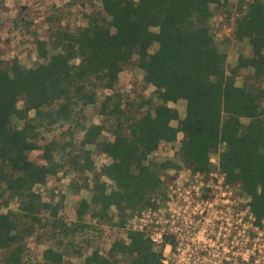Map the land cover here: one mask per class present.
Segmentation results:
<instances>
[{
    "label": "trees",
    "instance_id": "16d2710c",
    "mask_svg": "<svg viewBox=\"0 0 264 264\" xmlns=\"http://www.w3.org/2000/svg\"><path fill=\"white\" fill-rule=\"evenodd\" d=\"M229 6L227 0H100L86 24L71 28L63 23V9L53 5L44 18L46 39L31 28V20L19 17L22 33L33 37L42 61L25 67L15 57L0 59L1 264H34L28 239L34 233L42 236L43 230L56 242L41 252L38 264H70L65 260L67 250L55 246L64 239L71 243L70 237L89 226L83 220L86 213L97 222H107L114 207L119 225L124 226L128 217L156 207L157 200L166 196L162 173L168 168L207 177L217 167L224 184L239 187L249 198L254 222L261 225L264 0L235 3L232 37L246 40L251 54L239 55L227 69L221 45L228 40L216 42L210 20L218 9L230 17ZM134 56L153 95L138 104V108L148 105L143 113L131 116L114 86ZM244 70L251 82L244 78L238 84ZM99 90L109 92L99 98ZM179 100L185 102L182 118L170 105ZM90 105L98 107L103 117L86 125L84 110ZM67 122L58 139L39 142L45 139L43 133ZM77 131L82 138L75 149L72 138ZM103 132L110 138H101ZM66 134L71 139L63 140ZM176 141L179 162L150 157L162 144ZM88 145L98 146L110 158L99 170ZM36 149L40 159L32 157ZM212 153L218 156L217 166L210 161ZM59 171L77 173L83 179L74 178L73 188L90 191L89 200L79 199L76 220L70 225L59 217L58 207L35 190ZM86 172L92 174L91 183ZM103 177L112 182L109 190ZM13 201L15 209L9 208ZM149 229L145 225L144 230H126V241L114 240L107 255L93 250L86 263L117 264L123 257L127 264H164V244L155 249ZM173 240L164 235V243L174 245Z\"/></svg>",
    "mask_w": 264,
    "mask_h": 264
},
{
    "label": "rangeland",
    "instance_id": "374dc122",
    "mask_svg": "<svg viewBox=\"0 0 264 264\" xmlns=\"http://www.w3.org/2000/svg\"><path fill=\"white\" fill-rule=\"evenodd\" d=\"M231 5L230 17L218 9L211 18V25L214 31L216 42L227 43L221 45L227 54L226 68L234 66L239 55H250V45L246 40L238 41L232 38V21L234 20L235 3L238 0H227ZM53 5L59 6L64 12L63 23H67L71 28L86 24V17L90 14L92 6L100 5V0H0V59L3 61L17 58L20 64L25 67H32L37 62L42 61L38 57L37 50L33 44V37L24 35L19 24V17L24 16L32 21L31 28L36 30L40 39H46L47 28L44 21L46 15L52 11ZM25 6V9H22ZM235 22V21H234ZM244 78L249 82L250 75L247 70L241 72L237 77V83L240 84ZM259 82V85H263ZM114 91L122 96L125 102L124 109L128 115H140L148 105L137 107L142 101L150 99L153 95V87L143 82V71L136 66V56L125 64L123 70L119 73V78L114 86ZM109 90L98 92L99 98H103ZM126 96L128 100H126ZM21 105V103H19ZM177 108L180 117L185 113V102L179 100L176 103H170ZM150 107V106H149ZM85 124L99 123L102 115L99 114L98 107L90 105L85 108ZM32 114V113H31ZM64 127L55 128L50 133H43L45 139L39 142L43 143L50 139H58L61 130ZM172 125H176L172 121ZM181 133H178V138ZM82 138V132H76L72 138L75 149L79 148V141ZM101 138H110L107 132H103ZM71 137L66 134L63 140H69ZM178 141L171 144H162L160 149L150 155L154 160L173 159L179 162L175 151L178 149ZM91 150V156L94 166L99 170L102 164L108 163L110 158L99 151L98 146L88 145ZM41 151L39 149L32 151V157L40 159ZM57 157V153H54ZM211 156H217L212 153ZM216 160V159H215ZM214 165V164H213ZM216 165V164H215ZM217 166V165H216ZM214 175L211 177H199L192 175L188 170L168 168L162 173L165 184L166 196L160 199L162 211L165 214L170 212L173 207L178 219L176 224H182L185 238H187L178 252L173 254V250L165 249L163 258L169 261V264H264V221L261 225H256L253 216L249 210V198L243 194L239 187L219 185L216 176H219L217 167L212 169ZM83 175V174H82ZM88 176L91 183V173H84ZM78 177L77 173H63L59 171L56 175L49 176L45 184L36 185L35 190L41 195L42 199L58 207L59 217L70 225L76 220V209L79 199H90V191L85 188L75 190L72 186L73 179ZM107 182L108 190L112 187V182L103 177ZM204 183L203 185H201ZM191 190H198L201 196L198 197ZM190 193L189 198L185 197ZM172 194L174 201H178L176 206L172 204ZM15 201L9 204V208L15 209ZM5 211L6 208H2ZM111 221L97 222L89 213L84 215V222L88 224L82 232H77L70 237L71 243L64 239L62 244L56 245L59 250L65 249V260L70 264H86L85 257L93 250L98 249L100 254H107L111 243L118 239L126 241V230L136 226L138 222L133 217H128L124 226L119 225V214L114 207L110 210ZM188 224V226H185ZM153 226V225H152ZM204 226V227H203ZM205 229L203 237L200 233L202 243L195 241L190 233ZM244 230V231H243ZM148 232V231H147ZM42 236L34 233L28 239L32 261L39 263L41 252L51 243L56 242V237H46L47 231H42ZM85 240H88L89 244ZM75 249L82 250L76 253ZM157 249V248H155ZM2 252L0 251V264ZM127 259L119 257L118 264H127Z\"/></svg>",
    "mask_w": 264,
    "mask_h": 264
},
{
    "label": "built area",
    "instance_id": "2783aa9c",
    "mask_svg": "<svg viewBox=\"0 0 264 264\" xmlns=\"http://www.w3.org/2000/svg\"><path fill=\"white\" fill-rule=\"evenodd\" d=\"M251 0H242L243 5H246L247 2H249ZM237 13H234L233 15L236 16ZM210 161L214 163V165H217V162L214 158H210ZM191 173V172H190ZM192 175H196L199 177H203L201 174H192ZM213 174V172L211 171V173L207 176V177H211ZM217 181L219 183V185H224L226 187H228V185L224 184L223 182V175L219 173V176L217 177ZM204 183H202L201 181V185H203ZM193 193H195L198 197L201 196V193L198 190H191ZM171 200H172V204L174 206H176V204L178 203V201H174L172 198V194L168 195ZM190 193H187L185 197L189 198ZM157 206L156 207H148L143 209L140 214H135L132 217L134 219H136L138 222H140L139 227L137 228L136 226H133L129 229H138V230H144V226L145 225H150V229L148 230L147 234L150 237L154 248H159L162 244H164L163 247V251L165 249L167 250H173V254H175L176 252L179 251V249L182 247V245L184 244L185 240L187 238H185V234H184V229L182 228V224H176V221L178 219V216L176 214L175 211H173V207H170L169 210L170 212H168V214H165L162 211V203L160 202V200H157ZM254 219V218H253ZM263 223V222H262ZM153 225V226H152ZM185 226H188V224H186ZM204 227V226H203ZM205 229L203 228L200 231L193 232L190 233L192 238L197 241L198 243H202V246H205V242L201 241L200 237H203V233H204ZM244 231V230H243ZM201 233V236H200ZM164 235H172L174 237V245H172L170 242L164 243ZM185 236V237H184ZM162 262L164 264H169V261L166 258H162Z\"/></svg>",
    "mask_w": 264,
    "mask_h": 264
},
{
    "label": "crops",
    "instance_id": "0c3cea01",
    "mask_svg": "<svg viewBox=\"0 0 264 264\" xmlns=\"http://www.w3.org/2000/svg\"><path fill=\"white\" fill-rule=\"evenodd\" d=\"M232 26V29H233V25H234V20L232 21V24H231ZM232 33V32H231ZM233 38V37H232ZM234 39V38H233ZM185 114V113H184ZM180 116V115H179ZM184 116V115H183ZM210 158H214V159H216V162L218 161V156H216V158L215 157H213V156H210ZM213 163V162H212ZM214 164V163H213ZM49 178V177H48ZM48 180V179H47ZM128 230V229H127ZM127 240V239H126ZM110 248V247H109ZM100 253V252H99ZM105 255H107V254H105ZM120 256V255H119ZM87 264V263H86ZM118 264V263H117Z\"/></svg>",
    "mask_w": 264,
    "mask_h": 264
}]
</instances>
